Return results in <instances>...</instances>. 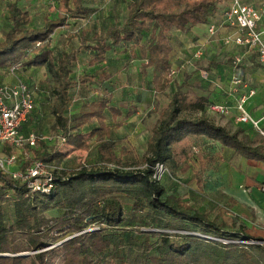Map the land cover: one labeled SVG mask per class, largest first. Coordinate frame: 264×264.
Instances as JSON below:
<instances>
[{"label": "trees", "instance_id": "1", "mask_svg": "<svg viewBox=\"0 0 264 264\" xmlns=\"http://www.w3.org/2000/svg\"><path fill=\"white\" fill-rule=\"evenodd\" d=\"M94 1L63 0L65 12L48 19L41 29L29 28V12L16 1L7 2L9 30L0 41V70L19 64L21 71L47 69L54 128L65 139L62 145L43 141L30 150L22 172L36 160L48 164L65 161L64 146L91 153V139L96 141L101 164L99 168L82 165L74 171H55L48 192H32L27 183L0 170V264H264V246L244 243L255 241L244 234L245 224L229 226L211 219L182 198L168 194L163 182L153 180L157 164H183L188 172L196 141L203 139L218 142L248 161L264 163V139L245 129L231 132L216 124L206 116L212 105L207 98L179 90L147 141L143 159L147 167L124 170L130 167L116 154L106 112L114 120L122 117L126 122L137 114L136 109L123 112L112 106L109 94L83 103L78 117L67 115L71 92L89 81L73 76V64L82 50L91 52L92 65L104 63L119 48L135 58L139 55L144 61L143 75L151 70L155 95H166L174 81L172 32L186 33L212 23L225 0H137L131 3L123 23L93 39L82 34L79 48L57 59L50 47L53 35L71 19L88 16L86 3ZM98 75L104 82L112 78L104 71ZM159 106L156 101L155 108ZM35 112L36 108L32 114ZM85 127H91L89 133ZM196 158L205 171L206 159Z\"/></svg>", "mask_w": 264, "mask_h": 264}, {"label": "rangeland", "instance_id": "2", "mask_svg": "<svg viewBox=\"0 0 264 264\" xmlns=\"http://www.w3.org/2000/svg\"><path fill=\"white\" fill-rule=\"evenodd\" d=\"M8 1L0 0V41L4 39L9 30L6 7ZM12 1H16L19 8L29 12L31 20L29 28L31 29H41L48 19H56L58 15L65 12L64 5L56 0ZM108 1L97 0L93 3H86L89 10L88 16L71 19L65 28L59 29L53 35L50 47L57 59L64 53L79 48L82 34L93 39L96 34L103 35L111 26L123 23L131 3L137 0H111L110 3ZM96 12L98 13L95 16ZM103 12L106 14L103 15ZM91 60V52L82 50L78 60L73 64V76L81 79L84 77L89 81L71 92L72 103L67 115L71 118L78 117L83 103L107 97L109 94L113 96L112 106L120 108L123 112L136 109L137 114L126 122L122 117L114 120L108 111L106 115L107 124L113 129L112 141L116 145V154L130 167L124 170H142L147 167L143 159L152 130L174 92L185 89L189 76L187 73L177 75L166 95H155L150 82L151 70H148V76L143 75L144 61L139 55L135 58L131 56V53L123 52V49L119 48L110 53L104 63L92 65ZM199 60L193 61L196 72L200 75L209 73L205 71L206 64ZM176 70L175 68V72L178 71ZM100 71L111 75L112 78L104 82L98 75ZM18 75L32 87L37 104V113L25 126L24 134L36 133L46 137L48 142H56L58 136L54 128L55 119L51 112L52 85L47 69L27 67L18 72ZM11 77L7 69L0 70V84L10 83ZM156 101L160 103L159 108H155ZM194 116L199 117L200 115ZM216 118V122L220 123V117ZM226 128L231 132L236 131L233 126ZM90 129L91 127H85L84 131L89 133ZM90 145L93 149L91 153L71 150L70 147L64 146L63 151L68 153L67 159L61 163H54V165L67 171L77 170L82 165L88 168H99L100 166L97 167V165L101 164V161L96 153L95 139L90 140ZM123 151L126 153H122ZM223 151L224 148L216 142L209 143L204 139L196 141L193 155L195 159L190 164V170L184 172L183 164L167 165L171 176L164 180L163 185L168 194L182 198L194 209L208 214L211 219L224 222L229 226L235 224L239 227L245 224L247 228L244 234L255 241H244V243L264 246V208L261 206L262 203L264 205V192L262 194L254 186L246 184L244 187L247 193L246 198L257 201L250 204L248 200L241 198L238 193L242 191L240 184H245L242 179L246 173L242 170V166L235 167L231 161L234 159H229ZM232 152L237 155L234 151ZM10 154L17 156V164L11 168V171L19 172L22 171L21 167L25 158L32 152L29 149L21 151L7 146L0 148V156ZM200 156L206 159L205 171L201 170L197 162L196 157ZM245 161L249 166L254 167L255 165L258 174H261L260 171L264 172V163L253 160ZM109 166L113 167V165ZM261 179L260 176L254 179L257 187L264 185V180ZM126 205L128 208L127 202ZM11 209H8L9 214L12 212Z\"/></svg>", "mask_w": 264, "mask_h": 264}, {"label": "built area", "instance_id": "3", "mask_svg": "<svg viewBox=\"0 0 264 264\" xmlns=\"http://www.w3.org/2000/svg\"><path fill=\"white\" fill-rule=\"evenodd\" d=\"M56 1L63 2V0ZM231 1V7L224 13L222 25L236 29L238 35L234 38L228 37L225 43H234L246 49L247 52H255L258 62L264 66V4L256 8L242 3L241 0ZM216 31V25L209 26L208 33L211 36L215 35ZM200 56L201 53L196 55V57ZM243 60V56H238L233 59L232 63L234 66H240L243 64ZM181 68L184 69L185 66ZM21 69L20 64L11 68L9 73L15 80L12 83L0 84V148L7 146L24 151L38 148L40 143L47 139L36 133L25 135L22 132V127L27 122L29 115L36 108V102L34 91L18 75ZM172 74L174 76L176 72L172 71ZM229 94L235 97L236 105L234 107L212 104L207 109L208 114L228 116L232 111H236V121L241 125H250L258 136L264 139V126L261 125V120L254 118L247 108L249 99L255 95V90L249 87L240 73H235L232 76ZM56 141L62 145L65 139L57 137ZM15 164H17L15 154L0 156V170L11 175L15 180L27 183L32 192L50 191L53 188L54 172L61 170L54 164L36 160L26 171L12 172L11 168ZM153 170V180L157 182L162 183L171 176L169 169L164 164H157ZM261 191L264 192V185L261 186Z\"/></svg>", "mask_w": 264, "mask_h": 264}, {"label": "crops", "instance_id": "4", "mask_svg": "<svg viewBox=\"0 0 264 264\" xmlns=\"http://www.w3.org/2000/svg\"><path fill=\"white\" fill-rule=\"evenodd\" d=\"M241 1L244 4L252 5L256 8H259L264 4V0ZM108 2L110 3L111 0ZM231 5V0H225L222 4H220L218 11L213 17L212 23L210 24L199 25L186 33H183L179 30H174L172 32L171 42L173 46V52L171 54V63L173 71H175V68L178 70H176L177 72L173 78H175L177 75L179 76L181 73H187L189 76L187 77V85H185V89H180V91L183 93L189 92L192 96L197 98H207L210 104L229 105L234 107L236 105V100L235 97L229 94V88L232 76L235 73H240L249 87L255 90V95L249 99L247 108L254 118L261 120V125L264 126V66L260 65L258 62L255 52H247L246 49L241 48L234 43H225V40L228 37L234 38L238 35L236 29L222 25L223 14L228 8L231 7ZM97 13L98 12L95 13V16ZM105 14L106 12L103 15ZM211 25H216L217 27L216 34L213 36L208 33L209 26ZM198 53H201L200 57H196ZM238 56L244 57L243 64L240 66H234L232 61ZM198 59H200L199 62L202 60L206 64L204 66L206 69L205 71H208L210 74H203V76L196 72L193 61L196 62ZM188 62L190 65H187ZM221 63H224L225 65H222ZM182 66H185V68H181ZM7 71L9 70L7 69ZM14 80L15 78L12 76L10 83H12ZM177 91L178 90L175 92ZM36 113L37 104L36 112L32 114V116H34ZM206 116L212 120L214 119L213 121L218 125L225 127L233 126L236 130L240 128L245 129L248 131V133H250L251 136H258L257 132L250 125H241L236 121V111H232L228 116H223L217 114H208L206 110ZM217 116L220 117V123L216 122ZM204 140L209 143H213V141L207 139ZM216 143L219 144L218 142ZM223 152L229 156V159H234L231 161L235 167L237 165H240V167L242 166V170L246 173L243 175L244 177L242 179V182L245 184H240V189H242V191L238 193V195L241 198H244L245 201L248 200L250 204L251 202L255 203L257 201L256 199L250 200L249 198H246L247 193L244 190V187H246V184L252 187L254 186L263 194L261 187L256 186L257 184L254 182V179L257 176H260L262 178L261 180H264V177H262L264 176V172L260 171L261 174H258L259 172L257 173V167L255 165L254 167L249 166L247 161H245L246 159L235 155L228 149L224 148ZM261 206L264 208L263 203Z\"/></svg>", "mask_w": 264, "mask_h": 264}]
</instances>
